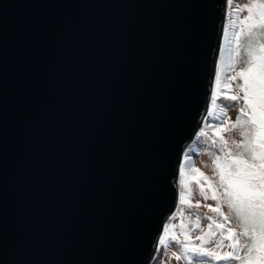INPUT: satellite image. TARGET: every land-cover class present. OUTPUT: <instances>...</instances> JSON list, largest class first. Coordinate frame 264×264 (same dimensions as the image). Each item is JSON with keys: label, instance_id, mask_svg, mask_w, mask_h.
I'll use <instances>...</instances> for the list:
<instances>
[{"label": "water", "instance_id": "obj_1", "mask_svg": "<svg viewBox=\"0 0 264 264\" xmlns=\"http://www.w3.org/2000/svg\"><path fill=\"white\" fill-rule=\"evenodd\" d=\"M225 1L0 0V264L150 263Z\"/></svg>", "mask_w": 264, "mask_h": 264}, {"label": "rangeland", "instance_id": "obj_2", "mask_svg": "<svg viewBox=\"0 0 264 264\" xmlns=\"http://www.w3.org/2000/svg\"><path fill=\"white\" fill-rule=\"evenodd\" d=\"M259 3V0H232L231 4H227L225 33L217 56V70L213 73L207 114L194 134V141L182 156L177 179L179 200L162 229L156 254L149 264H188L185 261L188 255L181 250H190L193 245L197 247L194 237L207 231V237L201 236L205 238L202 245L208 243L206 247L209 246V252L214 255L202 257L221 259L227 253L233 254L242 245L243 229L238 227L232 235L227 227H232V222L224 197L225 190H233L235 186L229 181L228 166L241 161L229 153L241 142L243 135L234 126L233 115L246 105L244 79L241 78L239 87H232L236 73L232 63L240 38L236 33L239 31L242 35L248 28L249 22L245 18L250 14L249 8L253 18ZM232 96L237 99L233 100ZM247 106L252 110L251 101ZM250 116L252 118L253 110ZM256 116L260 118L259 110ZM261 255H264V247L260 245L254 252L253 261L246 264H264V260L259 259Z\"/></svg>", "mask_w": 264, "mask_h": 264}, {"label": "snow or ice", "instance_id": "obj_3", "mask_svg": "<svg viewBox=\"0 0 264 264\" xmlns=\"http://www.w3.org/2000/svg\"><path fill=\"white\" fill-rule=\"evenodd\" d=\"M228 3L231 4L232 0H228ZM253 7L256 6L253 5ZM259 7L261 11L255 21L252 19L250 8V14L245 20L249 22V35L254 34L258 29L261 36L264 37V4L259 5ZM241 23H245V21ZM240 35L241 32L238 31L236 33L237 38ZM249 55L251 58L248 68L239 75L245 81V104L247 105L251 101L253 110L252 118L247 121L253 136V140L249 144L251 158L247 163L245 161L235 162L232 170L227 173L230 183L235 185L230 193L231 202L229 206L231 207L232 203H235L239 213L252 224L249 234L253 244L255 245L258 237L261 247H264V41L260 42L258 47ZM231 98L237 99L236 96ZM257 110L260 113L259 119L256 116ZM243 111L244 109H241V112ZM254 250L255 248L250 249V251ZM196 252L198 255H214V253L205 252L203 248L197 249ZM232 255V253H227L221 259H226ZM259 259L264 260V255H261Z\"/></svg>", "mask_w": 264, "mask_h": 264}, {"label": "trees", "instance_id": "obj_4", "mask_svg": "<svg viewBox=\"0 0 264 264\" xmlns=\"http://www.w3.org/2000/svg\"><path fill=\"white\" fill-rule=\"evenodd\" d=\"M259 5L264 4V0H259ZM257 7V11L255 12V16L252 18L253 21H255L257 15L261 11L260 7ZM264 41V37L261 36L260 31L257 29V31L249 35L248 34V28L240 35V38L238 40V46H236L233 63H232V69L236 71L234 80L232 83V87L237 86L239 87L241 85V76L239 73L244 72L245 69L248 68L250 55L249 53L256 49L258 47V44L260 42ZM232 91V90H231ZM250 112H252L251 108L247 105H244V111L241 112V110H238L233 115L234 119V126L237 127L242 131V138L241 142L234 148L229 151L231 157L245 161L246 163L250 161L251 153L249 151V144L252 141V133L250 132L249 125L247 121L251 119ZM233 164H229L228 169L229 171L232 170ZM232 190L227 189L224 192V197L226 200V203L228 205V215L230 217V221L232 222V225L242 228L243 234H242V245L237 249L235 255L233 258H226V259H207L205 257H202V255H198L196 250L199 248H203L205 252H209V246H207L208 243H205V245H202V241H205V238L202 239L201 236L205 235L208 232L198 233L194 240L198 243V246H194L190 250H181V252L185 255H188L186 258V262L188 264H246L247 262L253 261L254 259V252L255 250L260 246V241L257 237L255 245L253 244V240L250 237L249 230L252 227V224L250 221L246 220L241 213H239L235 203H232V206L230 207V193ZM184 235H188L187 233H184ZM197 237H200V239H197ZM206 247V248H205ZM255 248L254 251H250V249ZM196 256V257H194ZM208 256V255H205Z\"/></svg>", "mask_w": 264, "mask_h": 264}, {"label": "clouds", "instance_id": "obj_5", "mask_svg": "<svg viewBox=\"0 0 264 264\" xmlns=\"http://www.w3.org/2000/svg\"><path fill=\"white\" fill-rule=\"evenodd\" d=\"M227 4H228V0H226L225 1V11H224V14H223V16H222V23H221V32H220V43H219V47H218V51H217V55H216V61H215V63H214V67H213V71H212V84H213V73H215L216 72V70H217V66H216V63H217V60H218V55L220 54V50H221V44H222V41H223V37H224V33H225V31H224V23L226 22V17H227V12H228V6H227ZM212 84H211V86H212ZM209 103V102H208ZM207 109H208V106H207ZM206 114H207V112H206ZM206 116V115H205ZM205 116H204V118H205ZM204 118H203V120H204ZM202 120V121H203ZM202 123V122H201ZM200 126H201V124H200ZM199 126V127H200ZM198 127V128H199ZM198 128H197V130H198ZM237 128V127H236ZM197 130L195 131V133L194 134H196V132H197ZM194 141V135H193V137H192V139H191V141L187 144V146L185 147V149L183 150V154H182V156L184 155V153H185V150H186V148L192 143ZM181 161H182V157H181V160H180V163H179V165H178V174H179V167H180V164H181ZM177 179H178V176H177ZM179 190H178V185H177V192H178ZM178 200H179V195H178V193H177V201H176V205H175V208H176V206H177V203H178ZM175 208H174V210H175ZM173 213V212H172ZM171 216V215H170ZM169 219V218H168ZM167 219V220H168ZM166 223V222H165ZM227 226V225H226ZM231 231H233V233H234V231L236 232V230L235 229H238V227H236V226H234V225H232V227H229V226H227ZM233 233H232V235H233ZM159 242V241H158ZM238 243H239V241H238ZM157 246H158V244H157ZM238 249V248H237ZM237 251V250H236ZM236 251H235V253H236ZM235 253L232 255V256H229L228 258H233L234 257V255H235ZM156 254V253H155ZM155 256V255H154ZM153 256V257H154Z\"/></svg>", "mask_w": 264, "mask_h": 264}]
</instances>
